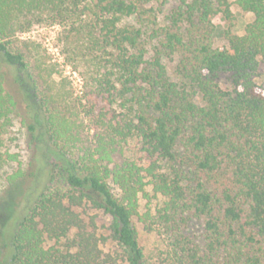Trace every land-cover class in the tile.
Segmentation results:
<instances>
[{"label": "trees", "instance_id": "obj_1", "mask_svg": "<svg viewBox=\"0 0 264 264\" xmlns=\"http://www.w3.org/2000/svg\"><path fill=\"white\" fill-rule=\"evenodd\" d=\"M165 1L0 0V66L27 72L10 39L60 23L84 81L81 98L37 99L31 76H17L37 166L8 178L33 180L0 264H149L133 224L147 186L162 202L139 218L169 264H264V0L235 1L253 21L223 32L226 47H214L213 20H232L227 0H178L164 14ZM162 56L176 59L177 81ZM14 110L0 69V137ZM9 161L0 150V169ZM81 207L105 223L89 227Z\"/></svg>", "mask_w": 264, "mask_h": 264}, {"label": "rangeland", "instance_id": "obj_2", "mask_svg": "<svg viewBox=\"0 0 264 264\" xmlns=\"http://www.w3.org/2000/svg\"><path fill=\"white\" fill-rule=\"evenodd\" d=\"M227 1L230 3L233 18L231 21H225L221 16L214 18V47L227 46L223 32L229 31L231 34L241 36L244 34L246 26L253 21V15L241 11L235 4L236 0ZM177 4L178 0H166L162 5L156 7L162 13L167 14ZM63 29L64 27L60 23L45 21L34 25L29 30L18 32L10 39L11 48L14 53H21L24 56L27 72H19L15 67L6 64L0 66L4 78V90L15 102L12 125L0 137V150L5 156L13 155L17 159L16 162H7L0 169V258L4 254V238L7 228L17 216L22 214L25 198L33 180L32 177L25 176L9 183L8 178L19 170L24 171L25 174L34 172L37 166L36 151L28 132V126L31 123V109L17 82L18 74L31 76L30 81L37 88V99L58 95L68 97L70 93L74 98H81L83 95L82 76L67 62L62 50ZM160 61L166 69L167 76L171 80L177 81L174 73L176 59L170 60L162 56ZM255 82L259 87L264 88V67L260 68ZM126 155L131 159H136L132 145L126 150ZM177 155L180 157L181 151ZM179 161L177 159L171 165L183 169ZM51 186L61 187L59 179L55 178ZM145 191L147 197L143 195L139 197V217H142L147 211H154L162 202L160 197L153 194L150 186H147ZM114 193L117 194L115 190ZM74 211L89 227L94 222L95 226L99 228L106 221L105 218L88 207L77 208ZM139 217L133 219V224L146 261L149 264H169L163 236L156 230H147ZM108 251L110 250L104 249V252Z\"/></svg>", "mask_w": 264, "mask_h": 264}]
</instances>
